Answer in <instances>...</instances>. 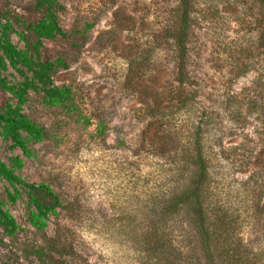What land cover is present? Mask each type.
Masks as SVG:
<instances>
[{
    "label": "rangeland",
    "instance_id": "374dc122",
    "mask_svg": "<svg viewBox=\"0 0 264 264\" xmlns=\"http://www.w3.org/2000/svg\"><path fill=\"white\" fill-rule=\"evenodd\" d=\"M35 2L0 0L19 48L24 22L41 17ZM261 3L191 0L180 85L169 38L179 0H59L66 36L44 39L41 55L64 60L52 78L71 87L73 101L47 106L42 92L30 90L24 112L46 136L29 141L27 157L0 135V159L23 157L18 173L49 184L64 207L38 231L28 221L25 190L10 202L11 186L0 178V199L20 226L14 237L0 226V264H43L31 250L53 237L68 244L67 264H153L143 251L148 227L162 225L186 242L185 213L165 218L162 208L190 177L194 149L204 153L243 237L264 253V220L252 207L253 199L264 202ZM0 74L12 83L23 79L11 67ZM11 98L0 88V109Z\"/></svg>",
    "mask_w": 264,
    "mask_h": 264
},
{
    "label": "trees",
    "instance_id": "16d2710c",
    "mask_svg": "<svg viewBox=\"0 0 264 264\" xmlns=\"http://www.w3.org/2000/svg\"><path fill=\"white\" fill-rule=\"evenodd\" d=\"M35 1L41 17L34 23L24 22L25 29L17 32L25 43L24 48L13 43L11 33L16 32L14 26L8 17L0 14V69L11 67L23 77L21 81L12 83L0 74V88L12 96L0 109V135L10 139L13 146L27 157L33 155L29 141L40 142L46 136L44 127L24 112L29 91L42 92V101L47 106H66L73 101L71 87L56 85L52 78L58 68L66 67L64 60L43 59L41 55L44 39L66 36L57 15L63 6L59 0ZM261 2L258 23L264 28V0ZM191 14V0H179L177 19L169 35L176 52L180 85L185 82L187 70ZM194 150L190 177L169 194L162 208L165 218L185 213L189 228L186 242L185 239L176 241L173 232L162 225L148 227L142 234L145 256L153 264H264L262 249L254 247L243 237L238 229L237 216L230 212L214 189L212 172L204 153ZM23 167L24 159L20 155L11 157L9 163L0 159V178L11 186V190L7 189L10 202H16L21 197V189L25 190L28 221L38 231L45 232L50 217L58 216L64 207L63 201L49 184L25 180L18 173ZM252 207L259 223L263 222L264 202L261 197L253 199ZM0 226L8 237H14L20 228L1 199ZM46 241L49 244L35 245L31 250L39 261L43 264H67L68 244L60 242L57 237Z\"/></svg>",
    "mask_w": 264,
    "mask_h": 264
}]
</instances>
